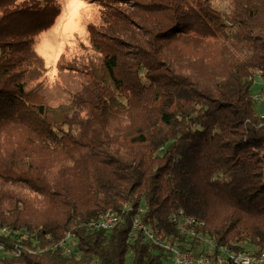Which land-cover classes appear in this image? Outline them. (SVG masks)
Masks as SVG:
<instances>
[{
  "label": "trees",
  "instance_id": "obj_1",
  "mask_svg": "<svg viewBox=\"0 0 264 264\" xmlns=\"http://www.w3.org/2000/svg\"><path fill=\"white\" fill-rule=\"evenodd\" d=\"M91 1L86 42L49 81L35 44L59 0H0V264H171L129 241L139 209L195 254L173 215L260 254L264 0ZM108 211L120 223L97 227Z\"/></svg>",
  "mask_w": 264,
  "mask_h": 264
},
{
  "label": "rangeland",
  "instance_id": "obj_2",
  "mask_svg": "<svg viewBox=\"0 0 264 264\" xmlns=\"http://www.w3.org/2000/svg\"><path fill=\"white\" fill-rule=\"evenodd\" d=\"M212 4L219 10L229 8L228 0H212ZM59 6L60 14L54 25L43 32L35 44L36 50L44 58L45 65L48 67L49 81L55 77L60 56L64 55L67 60L71 59L77 52L79 44L86 42L87 25L96 21L99 12L98 4L91 0H59ZM256 83L258 86L261 85L255 91L256 93L264 90V84L259 76L256 77ZM259 105L264 110V105Z\"/></svg>",
  "mask_w": 264,
  "mask_h": 264
},
{
  "label": "bare ground",
  "instance_id": "obj_3",
  "mask_svg": "<svg viewBox=\"0 0 264 264\" xmlns=\"http://www.w3.org/2000/svg\"><path fill=\"white\" fill-rule=\"evenodd\" d=\"M256 100L264 101V90H260L259 92L256 93ZM108 218H114V221L112 222L111 225V229H113L122 220V214L117 212H110V211L105 212L99 217L97 221H95V225L99 228L104 229V223L107 222ZM171 220L177 224L176 225L177 228L181 232H183V234L186 237H189V239L193 241L194 244H196L199 248H201L203 253L195 254L190 250L181 249L176 244L164 240L163 238L159 237L149 225L144 223L142 219L140 221V228L141 230H145V232L147 233L148 242H151L155 245H160V240H161L162 244L171 245V247L183 253H188L189 256H191V262H195V264H232L229 261H210V254L206 251H218V256L224 259H234L235 257H237V251H232L227 247H224L222 245H217L215 239L202 234L201 231L199 230V223H194V221L189 218H183V217L179 218L176 215H173ZM133 223H136L135 214L133 215V218L131 220V224ZM9 235H10V230L5 226H0V239L2 241H5L6 237ZM66 236L69 237V234H67ZM30 239L33 240L35 238L31 237ZM0 251H3L1 250V247H0ZM262 260H264V251L258 255H254L249 252L248 261L245 262L244 264H258Z\"/></svg>",
  "mask_w": 264,
  "mask_h": 264
},
{
  "label": "built area",
  "instance_id": "obj_4",
  "mask_svg": "<svg viewBox=\"0 0 264 264\" xmlns=\"http://www.w3.org/2000/svg\"><path fill=\"white\" fill-rule=\"evenodd\" d=\"M253 99L257 104L264 105V101L256 100V92L253 95ZM142 212H143V209H139L138 212L135 213L136 223H133L130 225L128 236H129V241L131 242L135 241L140 236L143 237L145 241H147V233L145 232V230H141L140 228ZM113 221H114V218H108L107 222L104 223V229L111 230V225ZM4 242L5 241H2L0 239L1 250H4L6 248ZM157 246L161 247L169 254V259H170L171 264H195V262H191V256H189L188 253H183L171 247V245L162 244L161 240H160V245H157ZM206 252L210 254V261H229L232 264H244L245 262L248 261V253H249L246 250H240V251H237V257H235L234 259H224L218 256V251H206ZM258 264H264V260H262Z\"/></svg>",
  "mask_w": 264,
  "mask_h": 264
}]
</instances>
